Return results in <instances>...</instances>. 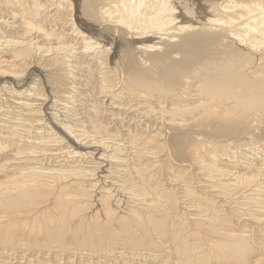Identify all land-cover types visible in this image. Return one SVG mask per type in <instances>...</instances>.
Wrapping results in <instances>:
<instances>
[{
    "label": "bare ground",
    "instance_id": "1",
    "mask_svg": "<svg viewBox=\"0 0 264 264\" xmlns=\"http://www.w3.org/2000/svg\"><path fill=\"white\" fill-rule=\"evenodd\" d=\"M0 264H264V0H0Z\"/></svg>",
    "mask_w": 264,
    "mask_h": 264
}]
</instances>
